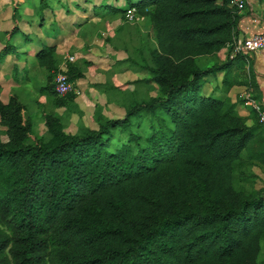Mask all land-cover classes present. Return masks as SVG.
Masks as SVG:
<instances>
[{"label": "trees", "instance_id": "trees-1", "mask_svg": "<svg viewBox=\"0 0 264 264\" xmlns=\"http://www.w3.org/2000/svg\"><path fill=\"white\" fill-rule=\"evenodd\" d=\"M121 1L99 5L96 16L127 21L133 10L149 20L155 46L148 60L129 55L115 66L147 73L127 84H153L158 94L125 102L122 118L102 116L89 129L74 100L91 64L64 61L72 91L58 96L55 48L37 52L46 72L39 93L52 105L42 111L45 134L32 136L31 105L0 100V264H264V181L256 188L254 172L264 174V125L228 96L255 87L248 57L233 55L238 9L230 0ZM12 51L7 43L0 62ZM204 59L213 62L203 68ZM60 107L78 115L74 134L54 112ZM133 121H147L148 131H133Z\"/></svg>", "mask_w": 264, "mask_h": 264}, {"label": "crops", "instance_id": "crops-1", "mask_svg": "<svg viewBox=\"0 0 264 264\" xmlns=\"http://www.w3.org/2000/svg\"><path fill=\"white\" fill-rule=\"evenodd\" d=\"M86 1L87 3L79 6L77 3L70 5L61 0L63 8L41 10L39 1L36 0H0V51L7 43H10L13 49L0 62V100L3 104H7L14 97L25 105H31L33 120L38 114L43 121L42 111L44 108L52 109V105L49 98L39 93V89L46 85V72L38 66L35 56L43 46H47L55 48L61 64L69 56L75 57L73 63L85 61L91 64L85 69L84 77L75 83L74 101L83 114L81 120L86 127L94 130L85 124L84 117L88 113L90 118L94 116L95 106L101 109L103 115L106 109L123 110L125 102L120 97V88L124 83H128L127 81L139 80L129 79L138 74L137 72L123 66H115L117 61H122L128 56V41L122 37V30L131 22L119 17L96 16L99 5L115 3L117 7H121V0H101L98 3ZM19 5L23 8L19 15L15 16ZM239 14L240 37L248 38L264 32L262 21L261 25L256 26L255 21L245 17L244 10ZM14 27H17L18 33L10 38L9 32ZM114 35L116 37H113ZM86 45L89 46L88 49H85ZM248 59L255 87L234 86L228 94L231 101L237 103L238 113L244 117H250L252 114L253 103L264 110V48ZM220 79L221 75H218L217 82ZM215 83L216 81L209 78L204 91L211 93ZM104 84L108 85L106 89L99 90L94 87ZM54 112L60 117L66 114L63 107L54 109ZM74 117L76 132L78 115L71 113L67 118L73 121ZM247 124H251V120H248ZM0 128L1 131L4 130L1 126Z\"/></svg>", "mask_w": 264, "mask_h": 264}, {"label": "rangeland", "instance_id": "rangeland-1", "mask_svg": "<svg viewBox=\"0 0 264 264\" xmlns=\"http://www.w3.org/2000/svg\"><path fill=\"white\" fill-rule=\"evenodd\" d=\"M39 1V0H36ZM53 1V0H51ZM57 0H54V2ZM66 4H73L77 3V5H83L84 3H87L86 0H64ZM101 0H91V3H98ZM246 6L244 8V15L245 17H250L252 21H255L256 26L261 25L263 22L262 15L264 13V0H245ZM31 2H34V0H31ZM90 4V3H88ZM73 7V6H72ZM87 7V6H86ZM262 21V22H261ZM129 22V21H128ZM130 25L127 26L125 29L122 30V37L127 39L128 45H127V54L128 56L132 57H139V54H142L146 60H148V53L149 50L152 49L155 46L154 36L152 34V31L150 29V22L147 18H140V17H134L132 21H130ZM264 23V22H263ZM113 37H116L115 35ZM240 39H243L240 37ZM226 52L223 51L220 53L221 60L225 58ZM213 60L204 59L200 61V64L203 68L208 67L212 64ZM123 68L122 70H124ZM146 79L148 78V74L145 72H141L138 74H135L134 76H131L129 79ZM211 79V78H210ZM130 83L129 81H127ZM120 97L121 99L126 102L130 103L133 99L136 100H143L151 97H156L158 92L157 88L153 84H141V85H130L127 83H124L122 87L120 88ZM123 96V97H122ZM100 112V111H98ZM104 113V112H103ZM101 115L98 116H92L90 118L89 113L84 117V122L88 126H90L93 129L97 128V121L100 120L102 116L108 118V119H118L122 118L124 115V110L117 109H106L105 114H102V111L100 113ZM35 115L34 117V128H33V137H41L45 134L46 129L44 127L43 121ZM69 115L66 113L63 117V123L64 127L67 133H74L75 132V117L73 118V121H69L70 119L67 118ZM139 122V126H137ZM77 126V125H76ZM148 123L147 121H133V131L145 133L147 130ZM1 131V128H0ZM117 139H119V143L122 142L125 138V135H116ZM254 172L258 176V178L255 181V187L259 188L262 186L264 181V174L258 169H255ZM261 256L260 260L264 262V241L261 245Z\"/></svg>", "mask_w": 264, "mask_h": 264}, {"label": "built area", "instance_id": "built-area-1", "mask_svg": "<svg viewBox=\"0 0 264 264\" xmlns=\"http://www.w3.org/2000/svg\"><path fill=\"white\" fill-rule=\"evenodd\" d=\"M245 5V0H230L229 2V6L237 8L239 13L244 10ZM126 17L128 21H132L134 17V11H128ZM263 48L264 32L256 33L248 38L238 39V41L234 44L233 55L240 53L250 57ZM74 60L75 57L73 56L66 57L65 59V61L71 63H73ZM54 91L58 96H64L72 91V85L69 83L67 77V68L65 62L59 66V71L54 79ZM252 107L253 111L258 117L259 122L264 125V110L256 103H253Z\"/></svg>", "mask_w": 264, "mask_h": 264}, {"label": "clouds", "instance_id": "clouds-1", "mask_svg": "<svg viewBox=\"0 0 264 264\" xmlns=\"http://www.w3.org/2000/svg\"><path fill=\"white\" fill-rule=\"evenodd\" d=\"M134 18V17H133ZM128 21V20H127ZM130 22V21H129Z\"/></svg>", "mask_w": 264, "mask_h": 264}]
</instances>
